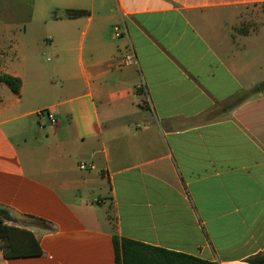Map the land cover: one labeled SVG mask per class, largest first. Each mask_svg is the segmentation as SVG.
Here are the masks:
<instances>
[{
  "label": "crops",
  "instance_id": "1",
  "mask_svg": "<svg viewBox=\"0 0 264 264\" xmlns=\"http://www.w3.org/2000/svg\"><path fill=\"white\" fill-rule=\"evenodd\" d=\"M4 74L0 209L44 254L0 264L264 254V0H0Z\"/></svg>",
  "mask_w": 264,
  "mask_h": 264
},
{
  "label": "trees",
  "instance_id": "2",
  "mask_svg": "<svg viewBox=\"0 0 264 264\" xmlns=\"http://www.w3.org/2000/svg\"><path fill=\"white\" fill-rule=\"evenodd\" d=\"M86 11H68L69 18H79ZM0 81L12 92L19 94L22 81L10 75H1ZM239 99L238 102H241ZM236 105V104H234ZM7 211L0 209V247L5 259L39 257L44 254L39 240L29 230L9 224ZM116 264H217L191 255L154 247L127 238L113 237ZM254 264H264V254L249 260Z\"/></svg>",
  "mask_w": 264,
  "mask_h": 264
},
{
  "label": "built area",
  "instance_id": "3",
  "mask_svg": "<svg viewBox=\"0 0 264 264\" xmlns=\"http://www.w3.org/2000/svg\"><path fill=\"white\" fill-rule=\"evenodd\" d=\"M123 34H124V32H123L121 27H119V26L114 27V35H115L116 38H122ZM136 62H137V59H136V55H135L134 49H133L132 46H129V49H128L127 53L124 54V56L122 58V65L123 66H129V65L135 64ZM146 103L148 104V101ZM48 117H49V119H50V121L52 123L55 122L53 117H52V115L48 114ZM79 168L81 170H85L86 169V164L81 163L79 165Z\"/></svg>",
  "mask_w": 264,
  "mask_h": 264
},
{
  "label": "rangeland",
  "instance_id": "4",
  "mask_svg": "<svg viewBox=\"0 0 264 264\" xmlns=\"http://www.w3.org/2000/svg\"><path fill=\"white\" fill-rule=\"evenodd\" d=\"M218 113H219V110L215 111L212 116L215 117Z\"/></svg>",
  "mask_w": 264,
  "mask_h": 264
}]
</instances>
